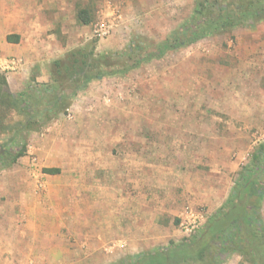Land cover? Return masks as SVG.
<instances>
[{"label": "rangeland", "instance_id": "374dc122", "mask_svg": "<svg viewBox=\"0 0 264 264\" xmlns=\"http://www.w3.org/2000/svg\"><path fill=\"white\" fill-rule=\"evenodd\" d=\"M195 2L0 0V55L12 47L9 32L20 38V53L0 58L1 95L6 82L13 95L33 98L51 85L52 63L76 49L125 69L75 95L70 81L54 112L30 111L32 131L21 129L28 115L5 110L0 264H120L195 241L246 169L264 181V167L253 169L264 144V21L131 67L144 50L178 39ZM20 146L25 156L6 163ZM190 210L203 215L198 232L182 228ZM256 215L264 233V196ZM221 260L262 264L240 253Z\"/></svg>", "mask_w": 264, "mask_h": 264}, {"label": "trees", "instance_id": "16d2710c", "mask_svg": "<svg viewBox=\"0 0 264 264\" xmlns=\"http://www.w3.org/2000/svg\"><path fill=\"white\" fill-rule=\"evenodd\" d=\"M195 4L191 21L175 35L178 39L160 44L155 52L144 50V54L138 55L137 59L134 58L135 61L131 67L139 66L151 59H159L170 51L193 44L208 35L225 34L237 27L264 21V0H196ZM83 15V12L79 14L81 23L89 24L90 20ZM180 35L183 40H179ZM19 39L18 35L7 37L10 43H18ZM130 52H133L132 49L129 50ZM111 67L113 66L108 63L107 55H96L93 50L81 48L52 63L51 85L42 88L40 92L33 93V98L22 100L10 93L6 82H3L5 94L1 95L0 89V133L6 129L3 119L6 109L12 108L15 112H24L28 115L26 124H23L21 129L32 131V119L35 116L43 118L54 112L56 107L54 103H57V100H53L56 97L55 94L57 95V92L65 86L67 88L70 81L76 83L73 92L75 95L77 90L85 89L92 80L113 76L125 70ZM58 96L59 99L65 98L64 94ZM49 102L51 106L53 104L54 106L44 109L43 106ZM35 107L40 109L37 110V115L31 116L30 111L36 110ZM262 152H264V144L254 155V170L264 167L262 166L264 165ZM25 154V146H20L14 156L10 158L8 154L5 161H10L6 162L8 164H15ZM1 155L0 161L4 159ZM46 172L55 173L56 170L47 169ZM263 196L264 181H259L251 168L246 169L241 176L240 183L230 194L228 205L221 208L220 214L210 220L204 232H199L200 236L195 241L185 240L179 244L172 243L166 249H156L120 264H197L208 258V255L209 262L217 264L218 260L223 261L221 260L222 255L233 253H240L252 263L254 260H261L264 264V233L259 228L256 215L257 204Z\"/></svg>", "mask_w": 264, "mask_h": 264}, {"label": "built area", "instance_id": "2783aa9c", "mask_svg": "<svg viewBox=\"0 0 264 264\" xmlns=\"http://www.w3.org/2000/svg\"><path fill=\"white\" fill-rule=\"evenodd\" d=\"M101 30L104 31V26H102ZM202 220L203 215L201 212L190 210L187 212L186 217L182 221L181 225L185 232L194 233L200 229Z\"/></svg>", "mask_w": 264, "mask_h": 264}, {"label": "crops", "instance_id": "0c3cea01", "mask_svg": "<svg viewBox=\"0 0 264 264\" xmlns=\"http://www.w3.org/2000/svg\"><path fill=\"white\" fill-rule=\"evenodd\" d=\"M12 33H18L19 34V32H9V35H18V34H12ZM8 35V36H9ZM7 36V37H8ZM19 36V35H18ZM7 43L9 44V45H12V47H10V46H8V48L6 47V49H7V51H5V56H1L0 55V58H5L6 59V57L7 56H9V55H12L13 54V57H14V54L16 55V54H19L20 53V49L18 48V47H15L14 48V46H16L15 44H18V43H10V42H8L7 41ZM17 57V56H16ZM18 58V57H17ZM13 61H14V59H13ZM109 167H111V169L113 170V166H109ZM225 196H224V199H227L228 198V195H229V192H226L225 191ZM144 229L146 228V227H143Z\"/></svg>", "mask_w": 264, "mask_h": 264}]
</instances>
